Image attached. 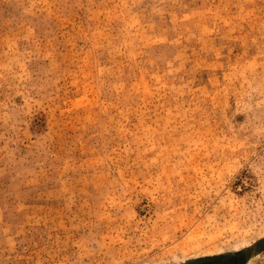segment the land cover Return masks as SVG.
<instances>
[{
  "label": "rangeland",
  "instance_id": "1",
  "mask_svg": "<svg viewBox=\"0 0 264 264\" xmlns=\"http://www.w3.org/2000/svg\"><path fill=\"white\" fill-rule=\"evenodd\" d=\"M0 264H264V0H0Z\"/></svg>",
  "mask_w": 264,
  "mask_h": 264
}]
</instances>
